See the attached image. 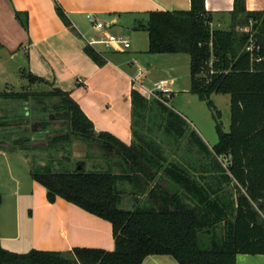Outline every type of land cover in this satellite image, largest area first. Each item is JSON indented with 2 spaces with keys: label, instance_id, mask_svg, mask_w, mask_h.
<instances>
[{
  "label": "trees",
  "instance_id": "16d2710c",
  "mask_svg": "<svg viewBox=\"0 0 264 264\" xmlns=\"http://www.w3.org/2000/svg\"><path fill=\"white\" fill-rule=\"evenodd\" d=\"M59 14L65 19L61 10ZM232 15L231 30H212L205 0H192L188 12H153L146 24L137 26L148 33L149 54L190 57V93L214 113L218 143L209 149L197 132L190 134L194 140L189 142L213 163L191 166L192 171L169 162L155 138L136 141V114L145 115L149 103L137 86L132 91L134 141L129 146L97 134L70 94L55 89L50 96L65 99L64 127L51 128L53 119L41 121L39 135H46L47 142L70 136L97 142L113 152L119 171L48 167L32 168L31 176L47 190L49 202L61 198L110 222L115 250L19 254L0 248V264H142L154 255L172 256L179 264H236L238 255H264V12H249L245 0H235ZM86 51L99 66L106 63L93 48ZM29 79L31 84L45 81ZM213 95L230 97L229 132L223 130ZM156 104L161 115L169 113L166 135L189 132L184 117L160 101ZM220 158L229 160L227 169ZM126 196L139 201L131 210L121 207Z\"/></svg>",
  "mask_w": 264,
  "mask_h": 264
},
{
  "label": "crops",
  "instance_id": "0c3cea01",
  "mask_svg": "<svg viewBox=\"0 0 264 264\" xmlns=\"http://www.w3.org/2000/svg\"><path fill=\"white\" fill-rule=\"evenodd\" d=\"M245 3L249 12H264V0ZM191 8L192 0H0V94L27 93L30 76L45 80L70 94L97 134H108L129 146L134 141L132 91L138 68L146 74L143 85L147 89L165 82L173 94H179L190 92L191 87V76L188 87L174 68L165 70L163 58L148 53V33L137 26L146 24L150 13ZM205 8L212 16V30L232 29L235 0H205ZM88 14L103 21L106 31L94 30ZM105 34L127 40L130 48L115 51L99 43ZM87 47L106 63L99 66L87 54ZM221 102L228 104L227 99ZM20 111L19 99L0 96V130L14 129ZM23 120L24 135L30 131L34 145L48 143L44 134L40 135L45 142L33 138L32 127L40 121L32 125L27 117ZM198 134L210 149L215 146ZM9 149L0 144V248L19 254L31 250L69 254L75 248L115 250L110 222L61 198L49 202L47 190L31 176L29 158L18 149ZM79 166L78 170H85ZM134 199L123 197L124 209L132 208L131 203L134 208ZM142 264L179 263L172 256L154 255ZM236 264H264V255H238Z\"/></svg>",
  "mask_w": 264,
  "mask_h": 264
},
{
  "label": "rangeland",
  "instance_id": "374dc122",
  "mask_svg": "<svg viewBox=\"0 0 264 264\" xmlns=\"http://www.w3.org/2000/svg\"><path fill=\"white\" fill-rule=\"evenodd\" d=\"M157 56L164 59L165 65L163 64V66H166L165 70L174 68L182 83L188 87L190 86V57L188 55ZM176 61H178L177 64H172ZM141 64L143 65V63ZM145 66L146 64L143 65V67ZM155 86H150V89H154ZM54 91L55 88L45 81L34 82L28 92L24 94L25 97L19 98L21 111L19 117H17L18 121L17 124L15 123V128L0 130V144L9 147V150L18 149L22 151L29 158L32 168L40 171H44L48 167H52L54 171H74L79 169L80 164L84 165L85 171L88 172H102L109 169L119 171L115 164L116 157L113 152L108 151L97 142L88 141L81 136H70L68 139H57L46 144L38 142L34 145L31 141V132L29 131L24 135L21 122H24L25 117L32 125L34 122H47L49 119H53L54 125L62 123L61 121L64 120V113L66 112L65 99L62 96H50ZM144 95L148 98L149 103L145 115L143 112H137L136 114V141L145 137L155 138L163 147L169 162L188 165L192 171L194 170L191 166L197 169L199 166L212 164L213 159L210 155H207L204 150H200L199 146L189 142L191 139L194 140L191 136L192 132H197V137L203 141L198 134L200 132L211 146L218 143L214 113L208 106L189 91L173 94L169 104L164 105L170 111H175L187 119L189 132L181 137H178L175 133L174 136H168L166 135V124L170 121L169 113L161 115V109L156 104L159 100L153 99L147 94ZM222 99L228 100L226 106L223 105V101L221 102ZM212 100L218 111H220L223 130L229 132L231 127L229 96L213 95ZM5 127H8L7 124ZM218 162L224 169H227L229 164L227 158H220ZM126 204V202H123L121 207L124 208ZM130 206L132 208L128 209L131 210L134 204L131 203ZM222 234V230H219L218 235L222 236Z\"/></svg>",
  "mask_w": 264,
  "mask_h": 264
},
{
  "label": "built area",
  "instance_id": "2783aa9c",
  "mask_svg": "<svg viewBox=\"0 0 264 264\" xmlns=\"http://www.w3.org/2000/svg\"><path fill=\"white\" fill-rule=\"evenodd\" d=\"M87 20L94 30L98 32L106 31L105 23L96 16L88 14ZM93 43L95 42H92V44ZM99 43H105L115 51H125L130 48V43L127 40L110 34H105L103 40ZM253 49L254 47L252 46L248 50L252 51ZM256 50H259V48H256ZM145 78L146 74L143 69L138 68L137 75L133 79L134 85L137 86L139 89L144 90L145 94H147L149 97L157 99L163 104H169V101L172 99V95L174 93L172 88L167 86L165 82H160L156 84L154 89H147L143 85V81L145 80Z\"/></svg>",
  "mask_w": 264,
  "mask_h": 264
},
{
  "label": "water",
  "instance_id": "95a60500",
  "mask_svg": "<svg viewBox=\"0 0 264 264\" xmlns=\"http://www.w3.org/2000/svg\"><path fill=\"white\" fill-rule=\"evenodd\" d=\"M39 127H40V124H35L32 127V132H34L33 138H41V139H44V142H45V139H46L45 136L37 134V132H38L37 130H38ZM134 201H135L136 204L139 202L138 199H134Z\"/></svg>",
  "mask_w": 264,
  "mask_h": 264
}]
</instances>
